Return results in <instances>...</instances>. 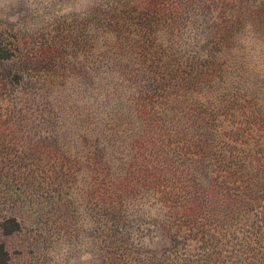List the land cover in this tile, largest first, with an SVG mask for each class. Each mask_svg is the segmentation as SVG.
I'll return each instance as SVG.
<instances>
[{"label":"rangeland","instance_id":"1","mask_svg":"<svg viewBox=\"0 0 264 264\" xmlns=\"http://www.w3.org/2000/svg\"><path fill=\"white\" fill-rule=\"evenodd\" d=\"M257 113L264 0H0L7 264H264Z\"/></svg>","mask_w":264,"mask_h":264},{"label":"trees","instance_id":"2","mask_svg":"<svg viewBox=\"0 0 264 264\" xmlns=\"http://www.w3.org/2000/svg\"><path fill=\"white\" fill-rule=\"evenodd\" d=\"M251 116V120L253 122V120H255L256 122H262V124H264V116L263 113H257V115H249ZM244 119H246L244 124H240V125H235L234 129L230 131V133H233L236 130V134L240 133L243 129V126L248 125L250 117H245ZM251 124V123H250ZM256 162V164L252 165L250 168H255V173L257 174H262L264 172V170L262 169L259 161H254ZM264 174V173H263ZM7 260H8V254L6 253V251L2 248L0 250V264H7Z\"/></svg>","mask_w":264,"mask_h":264}]
</instances>
